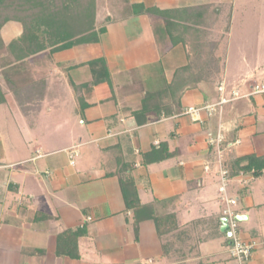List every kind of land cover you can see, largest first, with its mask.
Returning a JSON list of instances; mask_svg holds the SVG:
<instances>
[{"label": "crops", "instance_id": "crops-1", "mask_svg": "<svg viewBox=\"0 0 264 264\" xmlns=\"http://www.w3.org/2000/svg\"><path fill=\"white\" fill-rule=\"evenodd\" d=\"M115 2L104 17L98 14L97 29L105 28L98 43L29 58L25 85L16 81L10 88L2 74L7 58L0 57L6 100L0 104V264H236L207 140L218 117L204 115L199 123L184 111L215 102L221 83L235 86L233 69L263 63L264 43L253 45L256 58L249 41L234 50L236 0ZM228 6V47L217 50L226 54L216 63L224 69L222 82L213 83V74L176 83L178 70L193 61L190 33ZM168 21L179 43H173ZM22 32L11 22L0 34L7 45ZM98 60L110 78L92 85L89 64ZM19 71L26 69H16V78ZM222 121L227 165L249 156L264 159V101L230 104ZM6 132L16 139L12 145ZM70 149L78 151L74 164ZM125 174L133 177L142 205L176 216L174 232L160 238L153 220L135 227L120 184ZM229 192L238 198L241 237L256 244L248 264H264V169L259 176H234ZM37 214L44 218L35 220ZM80 229L86 230L80 259L58 255V237Z\"/></svg>", "mask_w": 264, "mask_h": 264}, {"label": "trees", "instance_id": "trees-1", "mask_svg": "<svg viewBox=\"0 0 264 264\" xmlns=\"http://www.w3.org/2000/svg\"><path fill=\"white\" fill-rule=\"evenodd\" d=\"M108 1L111 7L115 6V0ZM99 7L100 0H0V33L2 28L11 22L21 24L23 28L21 36L7 45L3 42L0 34V57L7 58L2 74L10 88L16 89V81L24 85L28 83L31 73L27 70L26 64L29 58L48 50L54 54L79 45L98 43L100 35L105 32V28L97 29ZM133 8L142 9L141 7ZM166 25L173 43H179L180 39L172 33V23L168 21ZM185 29H188V26H185ZM213 61L215 69L208 68L207 77L220 72L216 65L218 60L212 55L210 63ZM191 63L192 61L187 67L178 70L176 83L183 79L190 85L191 82L200 80L199 74L193 73V64ZM89 65L93 75L92 85L109 81L110 76L103 60L93 61ZM16 69H26V71H19L20 76L16 78ZM5 101V95L0 86V104ZM227 167L232 178L248 172L259 176L264 169V159L254 156L244 157L232 162ZM120 184L126 207L134 212L136 228L144 220H153L160 238L171 234L178 228L175 215L156 214L152 207L141 204L131 175H123ZM41 218H44V215L37 214L35 216V220ZM85 234L86 230L84 229L67 230L62 233L58 237V255L80 259L78 243ZM164 252L168 255L170 253L167 245L164 246Z\"/></svg>", "mask_w": 264, "mask_h": 264}, {"label": "rangeland", "instance_id": "rangeland-1", "mask_svg": "<svg viewBox=\"0 0 264 264\" xmlns=\"http://www.w3.org/2000/svg\"><path fill=\"white\" fill-rule=\"evenodd\" d=\"M110 8L111 4L108 0H100L99 9L101 16L104 17L106 14H108ZM219 10V12L214 10V12L211 13L212 17L209 21L204 23L202 27L196 28L197 31L194 30L192 31V33H190L189 48L193 59L191 63L193 64L192 70L194 74H199V77L201 78L207 76L206 74L208 68L212 67L213 69H215L214 61L210 63L212 55L217 60L219 58L221 60L223 56H226V54L222 56L218 55L217 50L221 48V44L223 45V51H226L228 47V33L231 31L233 6L224 7L223 12L222 8H220ZM221 14L222 16H220ZM233 37L234 50L238 49L237 42L242 43L245 40L249 41V44H251L249 55L252 58H256L258 56V54L252 55L251 49L253 45H255V43L259 41H262L264 43V0H236ZM217 56L219 57L217 58ZM255 67L257 68H252L248 70H242L237 68L233 69L232 75L235 77L234 79L238 82L235 84V86H244L246 87V89H248L252 85L264 83V62L260 65L256 64ZM223 70L211 79L216 85H219L223 80ZM243 79H245L247 82L243 81ZM252 99H256L259 102L264 101L261 96H254L252 97ZM3 136L5 137L4 140L6 138L13 139L12 141H8V139H6V141H8V145H12V142H16V139L13 138V135L9 132H6ZM176 257L179 259L181 258L180 256ZM181 260L182 259H180V261Z\"/></svg>", "mask_w": 264, "mask_h": 264}, {"label": "built area", "instance_id": "built-area-1", "mask_svg": "<svg viewBox=\"0 0 264 264\" xmlns=\"http://www.w3.org/2000/svg\"><path fill=\"white\" fill-rule=\"evenodd\" d=\"M242 87H229L221 83L218 86L219 97L215 102L200 107L191 106L184 111V114L189 116L192 121L199 123L204 122V115L218 117L217 128L213 132H208L207 140L208 144L214 149V162L218 167L219 193L225 204L224 216L226 217L228 231L231 235L230 256L236 264H248L256 244L244 241L240 235L239 214L236 209L238 198L232 196L229 192L232 177L226 164V151L228 149L227 130L222 120L226 106L242 99H250L254 96H261L264 99V83L252 85L248 89L244 86ZM240 143V141L236 142V144ZM67 152L71 164H74V159L78 155V151L76 149H70ZM210 168V164L205 165L206 172Z\"/></svg>", "mask_w": 264, "mask_h": 264}, {"label": "water", "instance_id": "water-1", "mask_svg": "<svg viewBox=\"0 0 264 264\" xmlns=\"http://www.w3.org/2000/svg\"><path fill=\"white\" fill-rule=\"evenodd\" d=\"M238 219H239V221H241V217L240 216H238ZM229 235H230V233H229ZM231 236V235H230Z\"/></svg>", "mask_w": 264, "mask_h": 264}]
</instances>
